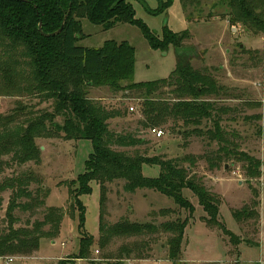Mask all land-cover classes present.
Returning a JSON list of instances; mask_svg holds the SVG:
<instances>
[{
  "label": "rangeland",
  "instance_id": "obj_1",
  "mask_svg": "<svg viewBox=\"0 0 264 264\" xmlns=\"http://www.w3.org/2000/svg\"><path fill=\"white\" fill-rule=\"evenodd\" d=\"M166 1L129 0L136 10V18L159 36L165 24L176 33L187 31L189 37L183 42L184 50L176 51L173 47L167 52L152 50L134 26L119 24L106 31L86 20L82 21L86 38L78 44L99 48L107 40H116L133 45L136 69L128 82L167 79L176 70L179 59L190 62L196 71L210 74L223 88L212 101L217 107L228 109L227 113L218 111L224 139L210 140L206 133L214 126L209 120L200 128L194 125L185 128L182 122L173 120L161 126L145 127L142 111L147 97L144 92L95 87L87 89L88 98L109 113L118 114L108 121L111 133L131 135L145 142L130 148L112 143L113 150L134 157L174 160L188 169L190 177H195L218 200V223L210 221L198 198L189 190L183 194L195 207L192 215L156 191L128 192L124 180L106 183L103 191L101 184L94 181L91 183L93 194L80 199L86 208L84 232L95 240L87 259H70L80 254L84 237V232L79 231V211L72 206L71 192L78 189L76 180L84 173L93 147L88 141L66 140L64 133L48 123L49 129L54 128V136L36 140L41 154L39 163L18 165L11 162V154L1 155L0 185L7 179L20 177L30 183L25 189L31 196L19 200L29 206L15 211V229H34L44 221L49 209L56 208L63 216L60 231L54 239H41L38 251L0 257V264H59L68 259L70 264H172L168 260V240L172 235L165 233L161 226L177 220L188 222L180 261L176 264H264V33L242 25L234 30L229 19V0H174L166 13L150 14ZM21 55L23 50L19 49L17 58L28 61ZM7 61L5 50L0 47V68ZM23 68L24 76L16 79L15 87L4 84L0 71V127L27 125L36 117L55 115L56 101L36 93L30 87L31 68ZM151 97L173 101L170 88H162ZM54 121L63 125L64 117L57 115ZM152 128L163 131L164 136L156 138ZM194 129L201 130L203 135L194 133ZM160 173L158 166L143 167L145 177L155 178ZM14 190L0 192V234L8 228L6 212ZM236 213H240L238 218ZM101 215L102 224L108 228L128 220L150 224L159 231L143 236L114 237L101 247ZM42 229L48 233L53 227L48 225Z\"/></svg>",
  "mask_w": 264,
  "mask_h": 264
},
{
  "label": "trees",
  "instance_id": "obj_2",
  "mask_svg": "<svg viewBox=\"0 0 264 264\" xmlns=\"http://www.w3.org/2000/svg\"><path fill=\"white\" fill-rule=\"evenodd\" d=\"M173 4L174 0L161 2L159 8L150 14L166 13ZM228 6L233 28L242 25L264 33V0H229ZM83 20L106 31L119 24L134 26L140 30L152 50L162 52H167L171 47L176 51L184 50L183 42L189 37L187 31L173 32L168 24H165L162 36H159L143 20L136 18V10L129 0H0V47L5 50L8 59L7 63L2 64L5 66L0 68L4 84L15 87L16 79L24 76L23 66H29L30 87L36 93L45 94L56 101L55 115L45 114L29 120L27 125H14L12 128L1 125L0 161L1 155L11 154V162L18 165L39 163L41 154L36 140L52 138V131L56 128L64 133L66 140L88 141L93 147L85 162L84 173L76 180L78 189L71 192L72 206L79 211L80 232L86 229V208L80 198L93 194L91 183L94 181L101 184L103 191L106 183L115 180L126 181L125 189L131 193L139 189L156 191L192 215L195 207L183 194L184 190H189L198 198L210 221L218 223V200L195 177H190L188 169L174 160L134 157L111 148L112 143L130 148L145 142L131 135L111 133L108 121L118 114L109 113L92 102L87 89L110 87L114 91L144 92L147 97L142 111L145 127L161 126L173 120L182 122L185 128L190 125L200 128L204 121L209 120L213 122L214 129H209L206 134L212 141H222L224 133L218 111L225 110L223 113H227L228 109L217 107L212 97H218L223 88L210 74L194 70L190 62L183 63L181 59L167 79L128 82L135 74V47L127 41L116 40H107L99 48L79 46L78 43L86 38ZM19 49L23 50L21 57L28 61L22 62L21 58H17ZM124 82L129 85L124 87ZM162 88L171 89L172 102L153 100L151 96ZM57 115L64 117L63 125L55 123ZM48 123L54 128L49 129ZM193 132L203 135L199 129ZM144 166H158L161 173L155 178L145 177ZM29 185L28 179L21 177L7 179L0 185V192L15 189L6 212L8 228L0 234V257L32 254L39 250L41 239H54L60 231L63 216L61 210L56 208L49 209L44 221L37 223L34 229H15V211L25 210L29 206L19 203V200L31 196L25 189ZM235 216L238 218L240 213ZM187 222L177 220L161 226L165 233L172 235L168 240V260L172 264L180 261ZM48 225L53 229L47 233L42 228ZM158 231L150 224L131 223L128 220L108 228L102 224L101 215L102 238L99 244L104 247L114 237L143 236ZM83 236L80 254L70 259L89 257L95 239L85 232ZM123 250L129 252L126 248ZM70 259L62 260L59 264H70Z\"/></svg>",
  "mask_w": 264,
  "mask_h": 264
},
{
  "label": "built area",
  "instance_id": "obj_3",
  "mask_svg": "<svg viewBox=\"0 0 264 264\" xmlns=\"http://www.w3.org/2000/svg\"><path fill=\"white\" fill-rule=\"evenodd\" d=\"M235 30V29H234ZM132 112L133 111H135V108H131L130 109ZM151 133L156 137V138H162L163 136H164V132L163 131H161V130H159V129H157V128H154V129H152L151 130ZM12 261V260H11Z\"/></svg>",
  "mask_w": 264,
  "mask_h": 264
},
{
  "label": "water",
  "instance_id": "obj_4",
  "mask_svg": "<svg viewBox=\"0 0 264 264\" xmlns=\"http://www.w3.org/2000/svg\"><path fill=\"white\" fill-rule=\"evenodd\" d=\"M41 28H42V25H40V30H41ZM61 30H62V29H61ZM61 30H60V31H61ZM60 31H59V32H60Z\"/></svg>",
  "mask_w": 264,
  "mask_h": 264
},
{
  "label": "crops",
  "instance_id": "obj_5",
  "mask_svg": "<svg viewBox=\"0 0 264 264\" xmlns=\"http://www.w3.org/2000/svg\"><path fill=\"white\" fill-rule=\"evenodd\" d=\"M233 29H235V27Z\"/></svg>",
  "mask_w": 264,
  "mask_h": 264
}]
</instances>
